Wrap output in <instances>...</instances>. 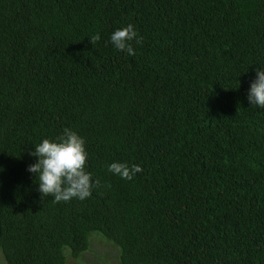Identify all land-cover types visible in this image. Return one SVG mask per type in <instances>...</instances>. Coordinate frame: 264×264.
<instances>
[{"label":"trees","instance_id":"16d2710c","mask_svg":"<svg viewBox=\"0 0 264 264\" xmlns=\"http://www.w3.org/2000/svg\"><path fill=\"white\" fill-rule=\"evenodd\" d=\"M128 24L134 55L109 43ZM257 68L264 0H0L4 264L78 261L95 236L117 264H264ZM66 128L96 187L57 203L27 168ZM113 162L142 172L121 179Z\"/></svg>","mask_w":264,"mask_h":264},{"label":"clouds","instance_id":"9594fccd","mask_svg":"<svg viewBox=\"0 0 264 264\" xmlns=\"http://www.w3.org/2000/svg\"><path fill=\"white\" fill-rule=\"evenodd\" d=\"M88 38L93 46L101 39L99 33ZM133 42L141 43L142 37H139L132 24L115 30L109 38L114 49L126 55L135 54ZM247 101L252 108L264 109V68L255 70V79L249 86ZM85 143L83 137L66 128L63 135L54 140L43 139L34 146L30 155L35 162L28 166L27 171L35 176L37 190L42 198L50 197L59 203L73 198L84 200L91 196L96 182L86 170L88 153ZM107 170L129 181L142 172L139 165L129 166L120 162L109 164ZM2 171L0 168V172Z\"/></svg>","mask_w":264,"mask_h":264},{"label":"rangeland","instance_id":"374dc122","mask_svg":"<svg viewBox=\"0 0 264 264\" xmlns=\"http://www.w3.org/2000/svg\"><path fill=\"white\" fill-rule=\"evenodd\" d=\"M97 235L96 233H92V236ZM91 243L92 253L86 252L80 258V260L75 261L72 258L67 259V264H95L97 261L98 264H117L114 256L116 254V249L104 238L101 237H93ZM68 250H65V255ZM103 258H100V256ZM100 262V263H99ZM0 264H4L3 259L0 255Z\"/></svg>","mask_w":264,"mask_h":264}]
</instances>
